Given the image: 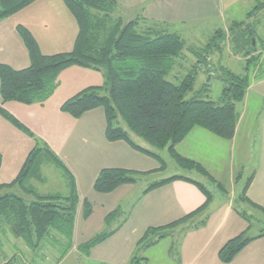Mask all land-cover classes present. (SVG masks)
Here are the masks:
<instances>
[{
	"label": "trees",
	"instance_id": "obj_1",
	"mask_svg": "<svg viewBox=\"0 0 264 264\" xmlns=\"http://www.w3.org/2000/svg\"><path fill=\"white\" fill-rule=\"evenodd\" d=\"M34 1L36 0H0V22ZM62 1L76 25L72 49L68 52L43 54L30 30L18 24L16 31L26 48L29 64L25 68L14 69L8 64L0 63V116L35 142L17 176L9 183L0 184V233H9L15 239H21L30 250L38 249L42 242L50 238L52 232L58 233L68 241L69 247L71 246L79 202L75 179L45 142L35 138L28 128L2 107V104L44 103L58 87L59 74L72 66L100 72L104 82L98 86H88L66 99L60 106L62 112L77 119L84 113L101 107L106 121V140L124 141L132 149L159 162L157 170L165 169V163L157 153L133 143L128 133L117 126L118 122H122L154 149H166L179 167L198 173L206 179V183L225 194L222 184L200 163L181 156L175 147L194 128L203 129L224 141L233 139L239 120L236 106L245 98L250 85V67L258 61V56H251L255 51L253 43L256 39L253 24L232 22L226 31L215 30L207 44L196 50L188 45L182 33L171 31L172 24L149 20L143 16L123 21L116 13V0ZM242 26H246L245 29L241 28ZM229 34L238 35L243 40V45L252 50L245 51L247 59L243 74H235L222 66H218L215 71L208 63L207 58L214 50L221 51L220 44ZM195 52V62L189 65L193 69H201L204 66L210 75L213 74V77L223 81L220 97L216 101L202 98L204 92H207L206 86L201 91L193 92V74L185 75L178 83L167 80V76L176 78L174 66L180 65L184 58ZM210 66L211 70H208ZM103 90L106 95L101 94ZM192 92L189 97L188 94ZM42 155L63 172L67 195L40 194L29 184L28 181L32 179L37 182L44 180L39 168L32 173L37 159ZM152 171L154 170L141 172L125 168H104L97 174L93 190L101 194L111 193L122 185L137 183L138 176ZM254 173L253 171L245 180L239 199L264 213V208L252 202L246 195ZM177 179L191 183L204 195L205 202L196 212L207 208L212 199L208 186L184 176L174 175L156 181L143 193L146 194ZM233 210L249 222L244 212L235 208ZM91 212V204L84 199L83 218H88ZM196 212L164 226L148 227L136 246L148 248L157 244L167 235L168 229L191 218ZM111 214L106 216V222ZM250 228L251 225L248 224L223 244L218 251L221 263H230L249 243L264 237V231L248 237ZM113 233L114 231L98 234L80 244L78 249L88 254L93 247ZM10 262L9 260L8 264ZM146 263L139 262L136 257L130 260V264Z\"/></svg>",
	"mask_w": 264,
	"mask_h": 264
},
{
	"label": "crops",
	"instance_id": "obj_2",
	"mask_svg": "<svg viewBox=\"0 0 264 264\" xmlns=\"http://www.w3.org/2000/svg\"><path fill=\"white\" fill-rule=\"evenodd\" d=\"M116 1L121 15L131 9L140 8L142 16L149 20L166 22L172 25L177 23L181 27L188 24H200V21H203L206 17L198 14L189 15L185 14V12L183 13L181 10L189 5L201 7L204 10L207 7L216 9L217 5H219L223 13L227 11L229 13L228 21L224 22L227 29L232 22H245L247 20L249 22L253 18L256 19L255 17L264 11V0H219V3L218 0H208V2H205V0ZM258 5H262L263 7H256ZM54 9H58L60 13L58 15L54 14ZM252 11L254 12L249 14ZM17 13H20V19L17 21L19 23L12 22L9 19L11 16L0 22V63L8 64L14 69H22L29 64L26 48L16 31V25L18 24L30 30L43 54L68 52L72 49L76 25L62 0H36ZM239 15L241 17L238 19ZM188 21L192 22L188 23ZM249 23L256 26L257 22L253 21ZM233 37L235 42L240 40L243 43V40L238 35H234ZM259 56H262L261 59L263 60H260L261 65L259 66L258 73L253 78H250V85L241 108H238V105L236 106L239 120L233 139L231 141H224L203 129L194 128L175 147L178 154L200 163L216 180H219V177L213 175L214 173H212L213 171L210 167L212 164L208 161L207 157L210 158V155H214L217 161L222 162L223 158L216 155L218 153L221 155L223 151L226 154L224 163L227 165L229 159V168L232 169L233 148L236 145L238 137L242 134L243 138L246 139L247 131L249 130L252 133V124L250 125L249 122H245V106H247L245 105V100L250 91H254L255 89L264 90V74H262L264 72V51L260 50ZM262 68L263 72L261 71ZM58 80V87L42 104L24 105L17 102H7L2 104V107L28 128L35 138L45 142L73 175L79 202L76 208L72 232V248L78 250L77 245L79 241H77V238L80 233H78L80 221L83 219V200L87 198L93 201L100 200L105 215L104 220L106 221V216L112 213V211H116L118 206H120L121 199L128 196L129 193L134 192L133 188L137 185V183L122 185L108 194L97 193L93 190V182L99 171L104 168H125L145 172L156 170L158 166L153 164V161L156 162V160L132 149L126 142H110L106 140L104 135L106 121L102 108L90 110L77 119L60 110L61 104L80 90L88 86L103 84L104 78L100 72L72 66L63 70L59 74ZM260 87L262 89H259ZM257 127L259 160L246 195L252 202L264 208V117L259 119ZM203 142L207 143L205 145L209 146V150L202 148V145L200 146ZM34 145L33 138L27 136L0 116V184L9 183L17 176L30 152L29 150ZM213 170H215V167ZM76 172L80 174L77 175ZM80 175L91 177L90 182H85L86 193H82L81 188L85 180ZM229 177L233 179V173ZM44 182L45 180L39 183L42 184ZM88 184L90 185L88 186ZM143 192L142 190L136 204L132 207V217L137 214V224H139V227H131L132 225L130 226L131 222L129 223V221H131L132 217H129L124 224L112 230L114 233L110 237L97 244L86 254L87 257L91 258L90 260L95 261L97 264H118V259H114V249L110 250V253L102 249L114 237L120 235L125 240H128L127 242L132 245V248H135L138 240L148 227H160L184 218L196 212L205 202L204 195L197 187L178 179L146 194ZM100 195L109 197L112 200V204H104L101 201ZM230 208L231 206L228 202L219 218L213 216L214 212H205V208L199 210L191 218L185 219V221H182L178 225L184 224L182 228L185 231V239L190 237V240H193V245L203 239V237L197 238L198 236L209 232L208 238L202 247L204 249L209 246L211 251L206 264L209 262L210 264H215L216 260H219L218 251L220 247L243 230L239 225H233L231 228L224 229V225L228 221L227 218L232 213ZM210 220H213V222ZM222 230L223 232H221ZM220 232L221 234H219ZM260 239L249 243L227 264H264V247L253 244L259 242ZM86 241H82L81 243ZM202 250L200 249L197 253H194L189 262L183 260L181 256L178 261L169 259L155 264H196ZM167 252L169 253V250ZM8 261L7 257L4 256L0 264H8ZM219 264L223 263L219 261Z\"/></svg>",
	"mask_w": 264,
	"mask_h": 264
},
{
	"label": "rangeland",
	"instance_id": "obj_3",
	"mask_svg": "<svg viewBox=\"0 0 264 264\" xmlns=\"http://www.w3.org/2000/svg\"><path fill=\"white\" fill-rule=\"evenodd\" d=\"M205 2H208V0H205ZM181 11L189 15L198 14L200 16H206L203 21H200V24L197 23L198 27L195 24H188L181 27L177 23L173 24V28L171 27V31L182 33V37L188 42V45L196 48V50L201 49L205 44H207L208 40L213 36L215 30L227 29L224 22L226 20L228 21L229 13H227L228 11L223 13L219 5H217L216 9L207 7V9L205 10L201 7L189 5L187 7H184ZM263 12L264 11H262L259 16L255 17L256 19L253 18L251 21H249L257 22L256 26H254L255 24L252 25L255 27L256 32V39L254 40L255 51L252 52V50L248 46H246L245 44L243 45L242 41H239V43L235 42L234 37L229 34L227 39L225 41H222V43L220 44V47L222 48L221 51L217 52L216 50H214V53H212L211 56L207 58L208 63L212 66V69L216 71L218 66H222L229 69L235 74H243L247 55L245 54V51L252 52L251 56L253 57L257 55L259 56V52L260 50H262V46L264 47ZM59 13L60 11L58 9H54V14L58 15ZM116 13L123 19V21H129L133 18L142 16L140 8L126 11L123 15L120 14L119 10H117ZM240 17L241 16L239 15L238 19ZM9 19L12 22H16V24L19 23L17 21H19L20 19V13L12 15ZM189 22L192 21H188V23ZM249 22L248 20L245 21L246 24ZM245 27L246 26H242L241 28L245 29ZM190 55L191 56H187L186 59L184 58L181 61L180 65L174 66L173 72H177V75L175 76L176 78L167 76V80L173 83H178L185 75L193 74V92L201 91L203 87L206 86L207 92H204L202 98H209L213 101L218 100L223 88V81H221V79H219L218 77H213V74H211L210 81L207 82L208 76L210 75V73L207 71V68L203 66L201 69H193L189 64L195 62V60L193 59L196 56V52L195 54ZM261 57H258L256 65L250 67V78H253L254 75L258 73L259 66L261 65L260 60H263L261 59ZM211 66L208 70H211ZM192 70H195V72H193ZM261 71L263 72V68ZM262 74H264V72ZM259 89H262V87H260ZM193 92L188 94V96L190 97ZM101 94L106 95V91L103 90ZM237 105L238 108H241L242 103H239ZM245 105H247L245 106V122H249L250 125L252 124L253 130L252 133L249 130L247 131L248 134L246 135V139L243 138L242 134H240V136L238 137L236 145L233 148V162L231 164L232 169L229 168V159L227 165L224 163L226 154H224L223 151L221 155L220 153L216 155L223 158L222 162L217 161L214 155H210V158L207 157L208 161H210V163L212 164L210 165L213 171L212 173H214L213 175H217V177H219V180L217 181L222 184L225 194H221L213 185L206 183V179L198 173L194 171H188L179 167L172 159V157L168 154L166 149H154L153 147L148 145L142 138L131 132L125 126V124H123L122 122H118L117 126L121 127V129L128 133L133 143L142 148L157 153L163 159L165 163V169L163 171L156 169L145 175L138 176L137 185H135V187L133 188L134 192L129 193L128 196L121 199V202L119 203L120 206H118L116 211H112V214L109 217V221L107 220V222L104 220L105 215L102 210V204L100 203V200H95V202L87 198L86 200L91 204L92 212L88 219L86 218L87 221H85L86 219H84L82 216L83 219H81L80 221L78 231V233H80L79 237L77 238V241H79L77 247L82 241L89 240L92 237L103 232H110L112 230H115L116 227L124 224L129 217H132V207L134 206V204H136L141 191L146 190L152 183L164 178L171 177L173 175L188 177L208 186V190L212 193V199L207 205L205 212H214V217L219 218L220 215H222V213L224 212L225 206L229 202L232 213H230L229 217L227 218L228 221L227 224L224 225V229L231 228L233 225H239L241 229H245L248 224H250L251 228L247 232L248 237L255 236L260 231H264V213L253 209L248 204L241 202L239 199V195L245 183V180L253 171L257 169L258 165L259 142L257 134V123L261 117H264V90L255 89L254 91H250V94L247 95V98L245 100ZM205 143H201L200 146L202 145V148H205V150H209V146L205 145ZM73 163L75 162L73 161ZM153 164L155 166H158V168L160 166L159 162L157 161H153ZM214 167L215 170H213ZM37 169L41 171L45 182L41 184L37 181H33V179L28 182L33 188L36 189L38 193H51L59 194L62 196L67 195L68 190L66 187V180L63 172L60 169L56 168L53 164L49 163V161H47V157L42 155L37 159V164L36 166L34 165L32 173H35ZM76 173L77 175L80 174L79 172ZM232 173L233 179H230L229 176L232 175ZM238 175H240L239 179L237 178ZM81 177L83 180H85L81 188L83 191L82 193H86L85 191L87 190L85 187V182H90L91 177L89 178L88 175H82ZM89 185L90 184H88V186ZM100 198L104 204H112V200L109 197L100 195ZM26 199L28 198L26 197ZM234 208L239 212H244V214L248 217L249 222L239 216L233 210ZM137 218L138 216L136 214L134 215V217H132L131 221H129V223L131 222V227H139V224H137ZM210 221L213 222V220ZM178 225L179 224H177L172 229H168L166 231L167 235L157 244L148 247V249L144 246H136L135 248H132V245L128 244V240H125L120 235L114 237L110 243H106L105 248L102 249L103 251H108L107 253H110V250L114 249V259H118V264H130V260L133 257L138 258L139 262L141 263L147 262L148 264H155L169 259L178 261L181 256L183 260L189 262L194 256V253H197L200 249H203L202 247L208 238L207 236L209 235V232L198 236L197 238L203 237V239L199 243H195V245H193V240H190V237L185 239V231L182 228L184 224L180 226ZM223 230L221 232H223ZM221 232L219 234H221ZM111 243L112 245H110ZM253 244H258L264 247V237H261L259 242ZM72 247V241L71 246L69 247L68 241L59 236V234L56 232H52L50 238L42 242L40 247L36 250H30L28 247H26L21 239H15L9 233H0V261H2L4 256H6L7 259L11 261L9 264H97L95 263V261L90 260L91 258L87 257L83 250H77ZM167 250H169V253L167 252ZM210 252V247H205L198 256L196 264H206ZM108 256L110 255L108 254ZM208 264H210V262ZM215 264H219V260H216Z\"/></svg>",
	"mask_w": 264,
	"mask_h": 264
},
{
	"label": "water",
	"instance_id": "obj_4",
	"mask_svg": "<svg viewBox=\"0 0 264 264\" xmlns=\"http://www.w3.org/2000/svg\"><path fill=\"white\" fill-rule=\"evenodd\" d=\"M210 77H211V75H209V76H208V80H207V82H209V81H210Z\"/></svg>",
	"mask_w": 264,
	"mask_h": 264
}]
</instances>
